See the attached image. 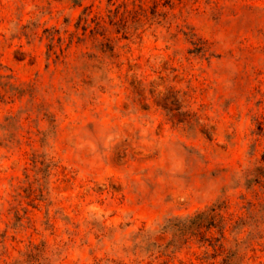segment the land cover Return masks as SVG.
I'll list each match as a JSON object with an SVG mask.
<instances>
[{"label": "rangeland", "instance_id": "rangeland-1", "mask_svg": "<svg viewBox=\"0 0 264 264\" xmlns=\"http://www.w3.org/2000/svg\"><path fill=\"white\" fill-rule=\"evenodd\" d=\"M0 264H264V0H0Z\"/></svg>", "mask_w": 264, "mask_h": 264}, {"label": "trees", "instance_id": "trees-1", "mask_svg": "<svg viewBox=\"0 0 264 264\" xmlns=\"http://www.w3.org/2000/svg\"><path fill=\"white\" fill-rule=\"evenodd\" d=\"M205 212H199L193 217H185V218H175L168 220V222L163 226L164 230H175L179 232V236L174 241H180L184 232L189 229H198L201 226L206 225V227L210 228L211 223L205 224L206 219ZM183 239V238H182Z\"/></svg>", "mask_w": 264, "mask_h": 264}]
</instances>
